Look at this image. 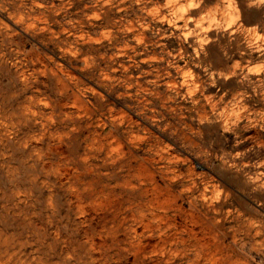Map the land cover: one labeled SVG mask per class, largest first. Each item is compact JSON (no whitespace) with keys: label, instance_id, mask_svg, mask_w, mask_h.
<instances>
[{"label":"rangeland","instance_id":"1","mask_svg":"<svg viewBox=\"0 0 264 264\" xmlns=\"http://www.w3.org/2000/svg\"><path fill=\"white\" fill-rule=\"evenodd\" d=\"M0 34V264H264V0H0Z\"/></svg>","mask_w":264,"mask_h":264},{"label":"bare ground","instance_id":"2","mask_svg":"<svg viewBox=\"0 0 264 264\" xmlns=\"http://www.w3.org/2000/svg\"><path fill=\"white\" fill-rule=\"evenodd\" d=\"M186 2H187V1H186ZM247 4H248V3H247ZM132 27H133V26H132ZM9 28H10V27H9ZM139 33H140V32H139ZM139 33H138V34H139ZM143 33H144V32H143ZM136 34H137V33H136ZM0 35H1V34H0ZM140 35H142V33H141ZM140 35H139L138 37L141 39V36H140ZM144 35H145V34H144ZM15 37H16V36H15ZM145 37H146V36H144V38H145ZM256 38H257V37H256ZM0 39H1V38H0ZM187 39H188V38H187ZM10 40H11V39H10ZM192 40H193V39H192ZM251 40H252V39H251ZM2 41H3V40H2ZM8 41H9V40H8ZM8 41H7V42H8ZM254 41H255V40H254ZM254 41H253V42H254ZM9 42H11V41H9ZM13 42H14V41H13ZM258 42H259V41H258ZM16 43H17V42H16ZM199 43H200V42H199ZM17 44H18V43H17ZM251 44H252V42H251ZM15 45H16V44H15ZM249 45H250V44H249ZM197 47H198V46H197ZM248 47H249V46H248ZM128 48H129V47H128ZM131 48H132V47H131ZM237 49H238V48H237ZM0 52H2L1 49H0ZM194 52H195V51H194ZM252 52H253V51H252ZM126 53H127V52H126ZM134 53H135V52H134ZM59 78H60V77H59ZM60 81H62V80H60ZM63 82H64V81H63ZM209 105H210V104H209ZM223 109H224V108H223ZM223 109H222V110H223ZM239 115H240V114H239ZM263 161H264V160H263ZM260 165H261V164H260ZM234 167H235V166H234ZM236 168H237V167H236ZM236 168H235V169H236ZM258 173H259V172H258ZM259 174H260V173H259ZM257 175H258V174H257ZM258 176H259V175H258ZM260 177H261V176H260ZM249 178H251V177H249ZM249 178H248V179H249ZM254 180H255V179H254ZM245 181H246V180H245ZM246 182H248V181H246ZM246 182H245V183H246ZM251 182H252V181H251ZM254 182H255V181H254ZM262 182H263V181H262ZM255 184H256V183H255ZM260 184H261V183H260ZM263 184H264V183H263ZM248 185H249V184H248ZM258 185H259V184H258ZM263 186H264V185H263ZM254 187H255V186H254ZM256 187H257V186H256ZM261 188L263 189V187H261ZM161 203H162V202H161Z\"/></svg>","mask_w":264,"mask_h":264}]
</instances>
